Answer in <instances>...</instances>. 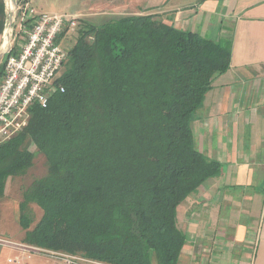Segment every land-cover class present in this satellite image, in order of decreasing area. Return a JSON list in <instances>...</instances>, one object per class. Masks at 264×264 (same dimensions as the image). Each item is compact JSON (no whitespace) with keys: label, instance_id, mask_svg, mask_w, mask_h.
Here are the masks:
<instances>
[{"label":"trees","instance_id":"1","mask_svg":"<svg viewBox=\"0 0 264 264\" xmlns=\"http://www.w3.org/2000/svg\"><path fill=\"white\" fill-rule=\"evenodd\" d=\"M6 22L0 0V34ZM77 29L57 79L64 91L33 105L28 125L0 143V197L33 164V143L48 173L23 194L25 242L114 264H178V206L221 172L197 148L192 122L230 67L232 40L154 13L82 19ZM30 203L43 211L33 228Z\"/></svg>","mask_w":264,"mask_h":264},{"label":"crops","instance_id":"2","mask_svg":"<svg viewBox=\"0 0 264 264\" xmlns=\"http://www.w3.org/2000/svg\"><path fill=\"white\" fill-rule=\"evenodd\" d=\"M146 6L179 29L232 40L230 67L214 78L192 122L197 148L218 161L221 172L178 206L177 225L186 235L181 264H264V0H156ZM140 9L115 0L102 20ZM16 254L0 250V264H20L9 262ZM30 264L49 263L33 257Z\"/></svg>","mask_w":264,"mask_h":264},{"label":"built area","instance_id":"3","mask_svg":"<svg viewBox=\"0 0 264 264\" xmlns=\"http://www.w3.org/2000/svg\"><path fill=\"white\" fill-rule=\"evenodd\" d=\"M8 4L5 0L9 43L2 49L8 57L0 83V143L28 125L33 105L46 107L56 91H64L57 83V73L67 62L71 47H63L61 37L82 21L80 14L39 12L33 0H11L10 8ZM2 246L17 252L10 263L30 264L33 257H41L52 264H114L0 237Z\"/></svg>","mask_w":264,"mask_h":264},{"label":"rangeland","instance_id":"4","mask_svg":"<svg viewBox=\"0 0 264 264\" xmlns=\"http://www.w3.org/2000/svg\"><path fill=\"white\" fill-rule=\"evenodd\" d=\"M9 1L11 4V0ZM114 1L115 0H33V5L39 12H67L72 14H82V18L86 21H90L91 23L95 24H101V22L104 20L103 18L105 17L102 15L104 14L103 9H109L113 7ZM129 1L142 7V9H140L141 11H137L140 12V14L156 13L155 11H152L151 8H146V3L148 4L156 0ZM104 2L107 3L106 6L104 5ZM10 4H8V8H10ZM112 12L114 11L112 10ZM116 16L118 15H115V17ZM6 29L7 25L1 34L2 41L0 43V51H2V49L4 50V45L6 42ZM77 36L78 29L70 30L66 34L62 35V46L65 48L71 47L75 43ZM4 57L0 59V65L3 63ZM64 67L65 64L57 73V78L61 77ZM29 149L31 151H36L33 164L23 173L15 176H9L6 181L5 192L0 197V237L11 239L13 241L24 242L26 231L21 227L19 222L21 213L20 203L23 201L24 192L30 187L35 179L42 178L48 173V164L45 156L42 153L37 152V148L33 143L29 144ZM26 210L27 214L31 218V228H33L41 219L43 211L36 203H30ZM184 246L182 248L178 264H181ZM2 249L11 248L8 246H2L0 247V250ZM47 263L52 264L48 261Z\"/></svg>","mask_w":264,"mask_h":264},{"label":"water","instance_id":"5","mask_svg":"<svg viewBox=\"0 0 264 264\" xmlns=\"http://www.w3.org/2000/svg\"><path fill=\"white\" fill-rule=\"evenodd\" d=\"M6 54V51H0V59H2L4 57V55Z\"/></svg>","mask_w":264,"mask_h":264},{"label":"bare ground","instance_id":"6","mask_svg":"<svg viewBox=\"0 0 264 264\" xmlns=\"http://www.w3.org/2000/svg\"><path fill=\"white\" fill-rule=\"evenodd\" d=\"M8 2L10 4V1L9 0H8ZM5 40H6V42H5V45L4 46H6V44L9 43V36L8 35L6 36V39Z\"/></svg>","mask_w":264,"mask_h":264}]
</instances>
